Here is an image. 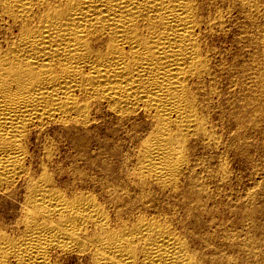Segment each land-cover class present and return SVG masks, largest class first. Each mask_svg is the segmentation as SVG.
Segmentation results:
<instances>
[{"label": "bare ground", "instance_id": "bare-ground-1", "mask_svg": "<svg viewBox=\"0 0 264 264\" xmlns=\"http://www.w3.org/2000/svg\"><path fill=\"white\" fill-rule=\"evenodd\" d=\"M263 1L0 0V264H264V187L209 151L264 117Z\"/></svg>", "mask_w": 264, "mask_h": 264}, {"label": "rangeland", "instance_id": "rangeland-1", "mask_svg": "<svg viewBox=\"0 0 264 264\" xmlns=\"http://www.w3.org/2000/svg\"><path fill=\"white\" fill-rule=\"evenodd\" d=\"M258 22H262V25L264 24V1H263V6H262V13L258 17ZM252 27H253V25H252ZM228 28H229L228 31H226L227 34L223 35L220 32L221 35L217 36L218 39H217V37H214L213 40L210 39L209 41L211 44L214 43V45L216 44V46H217L214 59L217 58L216 61H219V59L223 58L222 60L229 64L230 69L233 72V75H236V77H238V75L241 73L240 67L244 61L255 62L256 60L253 58L250 60L249 55L246 53L241 54L240 51L243 52V50H242L243 44H242V41L237 40V36H238V32H239L238 25L236 23H234L233 25H230ZM234 37H236V38H234ZM215 38L217 39V42H216ZM223 38L224 39L227 38V39H225V42H224ZM218 40H221V41H218ZM217 43H218V45H217ZM219 43H221V44H219ZM222 43H223V45H222ZM217 48L219 51L217 50ZM250 48L252 49L253 45L250 46ZM216 53L218 54L217 57H216V55H217ZM220 55L222 58H220ZM254 66H255V64L252 67H254ZM224 78H225V75L223 74L221 82L223 80H224L223 82H225L226 79H224ZM226 83H228V82L226 81ZM226 83H220V86L223 87L222 85H225L224 87H226V85H227ZM222 106H223V104H220V107H222ZM218 110H219V106H216L215 112L212 115V122L214 124L216 134L219 136L221 141L226 143V140H227L226 138H228V130H227L228 124H222L218 120L217 116H214V115H216L215 113H218L220 111V110L219 111ZM222 125H223V127H222ZM51 128H53V127H51ZM51 128L47 130V132L49 134L46 133L45 136L42 134L39 137V139L36 141V143H34L35 141L33 140V143L31 144V149L34 151V153L37 155V157H41L43 155V153H44L43 152L44 151V148H43L44 142L43 141H44L45 137H49V139L51 138L55 142L54 150H56V151H54V159H57L58 157H60V155H63L66 157V155L70 156L71 154H73V155L77 154V155H75L76 157H78L77 161H79L80 165L83 164V162H84L83 157L84 156L82 157V155H80V154L78 155V153H76L77 151L75 152V150H77L76 147H74L72 145V142L67 138V136L63 134L64 132L60 131V132H58V134H56V133L51 131L52 130ZM223 128L226 130L225 133L223 131ZM221 130H222V132H221ZM221 137H222V139H221ZM39 140H40V142H39ZM37 142L39 144H37ZM92 146H93V148L96 147V146H94V144H92ZM211 149H212V151H211ZM216 149H218V150H216ZM216 149L210 148L209 151H211L212 153H214L216 151V153L221 152L220 154H222V155L224 154V157L221 156L218 159L221 158L222 160H227V162H228L229 176H231V178H232L231 179V185H232L234 192H240V193L243 192L245 190V188L247 186L251 185L252 182H254L255 180H259L260 186L264 187V179H263V176H264L263 175V171H264V117L259 118L257 120V124H256L255 128L252 131L247 132V134L243 136V139L241 141L236 142L234 145H230V146L228 145V147H226L225 149L224 148L221 149V147H219V148L217 147ZM221 150H223V151H221ZM200 152H199V154H200ZM55 154H56V157H55ZM80 157H81V159H80ZM68 159H69V157H68ZM216 160H217V158H216ZM67 161L68 160L66 158L64 160V162L66 163V165H69L70 163H68V162H70V161H68V162ZM64 162H63V166L65 165ZM90 169L91 168L85 169V173L87 172L85 175H87V177H84V178L89 179L90 176H88V175H90L91 173L93 174V175L91 174V176H94V177H98L102 174L97 169H93V170L91 169V171H90ZM98 171H99V174L97 173ZM64 178H65V176H64ZM0 203H1V206H0L1 209L0 210H2V211H0V213H2V212H3V214L8 213L7 216H6V214H4V216H3V214H0V220L2 219L1 221H3V219H4L7 221L9 219L7 222H5V221L4 222L10 223L9 221L13 218L10 219L8 217L14 216L15 208L13 207V205L11 203L9 204V203H7V201H4L1 198H0ZM3 206H5V207H3ZM10 207H12V208H10ZM10 209H11V212H10ZM10 213H13V214H10ZM74 260L75 259H73V258L67 259V261L65 260L63 262V264H73L75 262Z\"/></svg>", "mask_w": 264, "mask_h": 264}]
</instances>
